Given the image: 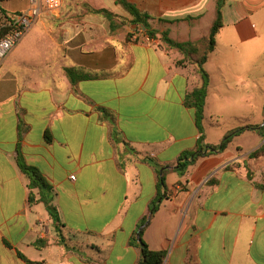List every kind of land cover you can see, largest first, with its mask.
Returning a JSON list of instances; mask_svg holds the SVG:
<instances>
[{"label":"crops","instance_id":"1","mask_svg":"<svg viewBox=\"0 0 264 264\" xmlns=\"http://www.w3.org/2000/svg\"><path fill=\"white\" fill-rule=\"evenodd\" d=\"M11 1L0 0V28L29 6ZM127 1L152 18L154 37L101 14L73 21L60 7L0 64V264H29L18 253L41 264H138L129 239L163 192L147 157L166 169L167 196L143 231L150 249L166 251L163 264H264V157L248 156L264 138L246 130L234 137L249 133L245 147L233 138L183 176L174 170L199 137L184 96L201 78L196 65H176L183 54L160 32L202 53L215 0ZM221 19L203 65L209 144L264 123V0H224ZM234 161L241 167L225 169ZM21 164L47 188H30Z\"/></svg>","mask_w":264,"mask_h":264},{"label":"trees","instance_id":"2","mask_svg":"<svg viewBox=\"0 0 264 264\" xmlns=\"http://www.w3.org/2000/svg\"><path fill=\"white\" fill-rule=\"evenodd\" d=\"M224 0H215V9H216V17L210 28L208 40H207V48L204 52L199 53L193 43L190 42H176L172 40L168 36L167 31L160 32L161 41L168 46L169 48H175L179 50L183 54V58L176 61V65H181L184 62L189 64H193L197 66V71L200 75L201 82L199 85L195 86L190 92H188L184 96V104L187 107H191L194 109V118L197 130L199 132V137L196 141L195 147L192 150L183 151L179 157L177 158L176 165L174 166V170L180 175L183 176L187 171L189 166L194 165L199 159L208 157L211 155H216L224 152L228 145L232 142L233 138L246 130H254L261 138H264V123L261 126L255 125H247L238 128L231 129L227 131L221 140L217 144H209L205 142L204 128H203V118H204V105L205 99L207 95V88L209 84V75L207 71L204 69L203 65L208 58V54L215 47V36L218 33L219 29L222 27V19H221V8L223 6ZM115 5H119L122 9L130 16L129 23L134 26L135 30L144 31L149 37H154L158 30L152 27L151 17L143 12H140L132 3L127 0H114ZM1 11V8H0ZM96 13L103 15L106 17L112 28L115 27L113 24V17L115 14L105 8H99L94 10ZM10 27H1L0 28V37L6 33ZM132 33H128L127 37H131ZM67 74L72 78V70L67 69ZM249 158H259L264 157V142L252 151L249 155ZM145 160L150 163L156 173H157V184L158 188H163V192L159 193L156 197V200L152 202L148 215L144 216L140 223L137 225L136 230L133 232L129 239V245L138 247L140 250V258L138 264H163L166 251L165 250H153L148 247V245L143 240V231L144 227L149 224L151 217L155 213L158 208V203L167 196V187L165 185V167L159 165L154 159L147 157ZM21 169L24 173L29 177V187L37 188L39 190L47 188V184L45 183L40 172L34 168L29 167L24 164L20 165ZM241 167V163L234 161L225 166V169L235 170ZM249 173L247 174V176ZM217 183L216 178L212 177L206 181V185H215ZM48 210L52 216V218L56 221L57 216L54 210L48 206ZM19 256L27 261L29 264H41V262H32L26 259L23 254L18 253Z\"/></svg>","mask_w":264,"mask_h":264},{"label":"built area","instance_id":"3","mask_svg":"<svg viewBox=\"0 0 264 264\" xmlns=\"http://www.w3.org/2000/svg\"><path fill=\"white\" fill-rule=\"evenodd\" d=\"M29 6L26 11L14 14L6 25L10 29L0 37V64L8 54L23 39L42 12H56L62 5L63 0H28ZM148 39V38H147ZM72 179L74 176H70ZM41 233L44 234L42 222L39 221Z\"/></svg>","mask_w":264,"mask_h":264},{"label":"rangeland","instance_id":"4","mask_svg":"<svg viewBox=\"0 0 264 264\" xmlns=\"http://www.w3.org/2000/svg\"><path fill=\"white\" fill-rule=\"evenodd\" d=\"M23 1L12 0L10 3L9 2L4 3V5L8 8L13 7L12 9H21L24 5ZM62 8H64L63 9L64 14L68 18L72 19L73 21L79 20V18L84 15H88V14L96 15L98 13H96L94 10L99 9V8H105L115 14V16L113 17V20H115L114 22H116L117 24H122V25L124 24L128 26L131 25L128 22L130 16L122 9L121 6L115 5L114 0H64L60 9ZM201 51L204 52L203 49ZM221 123H222V126H225L226 124H230L231 126V125L239 123V120L233 119V118L229 120L221 119ZM248 134L249 133H245L244 136H249ZM244 136L241 137L243 138L241 140L234 138L233 143H236L238 142V140H240L243 147H245V141H248V140Z\"/></svg>","mask_w":264,"mask_h":264},{"label":"water","instance_id":"5","mask_svg":"<svg viewBox=\"0 0 264 264\" xmlns=\"http://www.w3.org/2000/svg\"><path fill=\"white\" fill-rule=\"evenodd\" d=\"M264 142V141H263Z\"/></svg>","mask_w":264,"mask_h":264}]
</instances>
